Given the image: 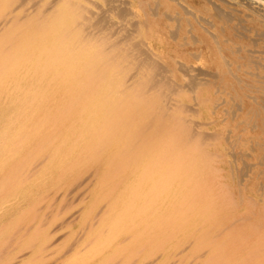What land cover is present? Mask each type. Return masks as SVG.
I'll return each instance as SVG.
<instances>
[{
    "label": "bare ground",
    "instance_id": "bare-ground-1",
    "mask_svg": "<svg viewBox=\"0 0 264 264\" xmlns=\"http://www.w3.org/2000/svg\"><path fill=\"white\" fill-rule=\"evenodd\" d=\"M171 1L175 4V9L174 7L171 9H174L173 12L175 14H179H177V18L174 16L175 20H178V26H174L175 28L173 29L161 25L158 27L157 22H153L154 26H152V24L148 23L147 18L146 21L143 20L144 17L142 19H139V17H137L138 19L133 18L136 16H131L132 13L130 11L132 10L130 8L132 6L130 7L128 0H0V264H29L32 261L30 259L34 257L36 260H40H34L36 262L31 264H45L43 263L45 258H40V256H44V251L49 252L50 249L53 251V248L60 247L57 242H60V237L65 234L60 236V239L54 238L55 234L57 232L65 233L63 228H67L78 218L77 213H73L67 219H64V216L61 224L53 228L50 226V222L53 224L60 218V216L57 217L53 222L54 218L52 217V221L49 222L51 216L54 215H51L50 211L53 207L56 208L54 206L56 202L52 203L53 199L50 198L52 199L51 203L48 201L47 203L49 204H41L40 202L37 205L36 203L34 204L35 200L37 202V197L34 198L35 200L32 203L31 198L34 197L36 192V182L39 180L37 174H39L40 170L42 172L43 167H46L47 161L49 162H47V171L50 169L55 170L59 168L57 165L76 154L78 155L76 158L80 161H77V163H80L81 166L83 165L82 167L86 166V168L89 165L92 169L84 178L77 175L75 179L81 178L78 182L73 180V182H70V179H66L69 183L66 182L65 187H62L63 191L59 192L60 195L57 192L60 191L61 185L60 187L58 185L59 190H54L58 197L55 198L54 194V198L56 200L60 198L59 201H61L65 196L71 195L70 193L73 190L77 188L79 190L80 187L86 188L90 183H93L91 176L98 174V187L101 190L98 193L99 196L108 197L106 199H108L109 205L110 202L118 204V206L115 205L117 206L116 215L110 219L108 218V222L116 219V223H126V216L132 217L135 200L140 198V195H143L140 198L143 200L140 202L145 204L139 208L140 205L137 202L139 210L136 215H139V221L143 222V224L145 223L144 228H147L149 226L145 217L147 219L150 217L152 222L149 221L151 226L148 229L154 232L158 224L157 217L159 216L160 222L162 224L165 223L163 229L164 231L166 230L165 236H167L166 239L160 236L161 239L157 245L154 239L150 238L156 246L153 247L154 250L152 249L150 259L146 258L147 261L145 263L142 260L144 264H157L160 261L159 252L163 250L164 246L169 245L172 247L171 242L173 239L171 240V238L176 237V234H180L182 237H177L179 241L175 242L176 244L173 243L174 246L171 252L173 251L172 254L175 259L172 262L170 261L171 263L169 264H211L212 261L209 262L205 256L206 253H209L210 250L227 248L232 245L233 240L228 239V233L234 229H239V227L249 228L250 232L247 234L249 238L252 237L250 246L245 249L246 255L242 261L247 264H264V212L258 208L252 210L257 199L254 201L252 198L251 200L254 202L249 203L251 207V211L249 209L251 212L250 216L242 213L244 215H239L232 223L213 222L203 230L199 228V223L196 226H191V223L196 220H193V218L200 215L191 211L194 206L199 207L202 214H207L206 212L212 209L209 205L216 203V199L227 209L234 208V205L239 201L233 199L232 195L229 194L230 192L226 191L224 182H213L216 179L223 178L222 174H220L223 168L213 164V166L209 164V169H207V176L212 181L210 185L208 184V188L203 186L204 182L199 184L200 187L197 186L198 183L191 187L192 178L195 175H188L186 171L189 166L193 167L192 164H201L205 157L208 159L212 152H208L205 147L210 144V140L213 137H210L209 134L208 136L200 129V126L206 122H199L200 120L196 121L197 119H193V116L197 114V110L193 105L198 103L196 98L192 97L193 94L191 97L195 101L191 105L185 104L178 97L186 83V86L189 87L187 89H191V92L203 85L207 86L208 89L214 88L215 97L213 98L212 107L218 108L221 106V110H224L229 116L228 124L232 123L236 131H242L246 128L249 130L244 135L228 130L227 133L225 132L224 141L232 149L236 147L238 141L248 142L250 144L248 147L256 152L257 161L263 165L264 169V0H222L225 4L230 2L236 4L235 7H229L228 5L230 10L223 9L224 6L222 8L217 3H213L212 0H201L202 2L206 1L207 4L203 3L199 7H195L190 0ZM138 3H141V1ZM153 3L157 5V1ZM165 3L168 4L165 5L169 9V3ZM208 4H211V7ZM238 13L241 15H238ZM162 15L169 18L167 11L160 14V16ZM204 15L209 16L211 20ZM210 26H214L216 30H213L216 32L211 31V28L209 29ZM163 34L167 35L166 41L168 40L167 44L169 46L172 48L177 47L173 48V53L167 58L175 61L179 60L178 70L188 76L186 83L182 81L184 84L181 83V80H175V73L174 75L172 74L173 76H171V73L167 74L166 71L169 72L171 71L170 69L164 68L159 61V63L153 61H162V58L165 57L153 48V45H156L158 41L162 42L165 39V37L164 39L161 37ZM173 44L174 46H172ZM185 44L189 45L188 48L181 50V47ZM180 60H217V71L214 70V72L209 73L207 70L208 73H203L200 67L198 68ZM174 63L176 62L173 61ZM208 67L211 66L208 65ZM196 71L203 76L197 77ZM176 72L178 71L176 70ZM204 75L208 77H204ZM20 80H22V83H20ZM9 89L14 91L12 96L9 94ZM68 89H71V91L68 92ZM49 97L53 98L49 100L51 103L47 102L49 103V108L50 105H53L52 108L48 111L45 110L47 112L45 117L40 120L37 118L38 121H43L44 119L50 122V124L48 122L49 126L48 124L44 126V128L48 126L45 129L47 131H43L39 125L37 127L33 126L34 124L32 129L29 128V124L28 129L17 128L19 121L30 120L32 114L36 115L41 110L40 108L37 109V106L42 107L47 104L45 101ZM224 104L227 106L224 107ZM214 120L210 121L214 122ZM245 153L243 152V157L245 155L248 157V154ZM72 159L69 161L74 166L75 163L73 164V162H75V159ZM220 161L218 160L217 162ZM65 165L67 164L65 163ZM77 165H75L76 168L80 167V165L78 167ZM69 167L70 165H67L66 168ZM77 170L79 171V169ZM244 170H246V167ZM240 172L239 174L243 173L246 175L244 171ZM65 174L64 176H67ZM46 176L44 175L43 177L42 175L41 179H47ZM247 176L250 177L249 175ZM59 177H56L57 181ZM199 178L205 180L203 177ZM236 178L240 180V178ZM57 181L55 180L56 183L60 182ZM41 182L44 181L42 180ZM50 182L49 185L52 183ZM63 183L65 182H61V184ZM259 183L261 184L259 188L261 186L263 188L261 189L262 192L259 190L261 193L258 192L260 194L258 200L262 201L264 198L261 196L264 195V182ZM42 184L39 183V185ZM52 186L54 187V184ZM86 189L88 190V188ZM50 192L52 191L50 190ZM126 192L129 193V196L126 195ZM86 194L84 195L86 196ZM136 194L139 195L136 196ZM45 196L47 198V195ZM95 196V199L99 197ZM133 197H136L133 205H126V198L127 200H132ZM203 198L207 204L202 201ZM72 199H74L73 196ZM239 200H241V196ZM98 201L100 200L98 199ZM88 202L90 201L88 200ZM108 203H105L104 206H108ZM56 204L59 205V203ZM63 204L61 203L60 205ZM91 207L93 208V205ZM86 208L84 211L87 210ZM63 209L65 210V206ZM147 210H149L148 213ZM163 210H166V212L161 213ZM221 210L216 211L219 213ZM56 211L53 210L52 212ZM67 211L68 209H66ZM82 213L83 211H81V216L79 215V217L82 218L83 216L82 220H84ZM87 213L86 215H88ZM108 213L110 211L102 205V207L97 209L96 214L94 213V216H92V221L89 220L88 224L86 221L82 229L90 232L96 222L100 223L98 220L102 219V217H108ZM63 214L66 215L65 211ZM48 215H50V219ZM89 217L88 219H90ZM104 219L101 221L103 222ZM82 220L80 221L82 222L81 224H83ZM130 220L133 222L132 219ZM106 221L104 222L107 224ZM105 223L103 224L104 226ZM110 223H108L109 227L107 226L108 224L106 225L107 228L103 227L107 230L110 229L108 230L109 232L113 231L112 233H115L117 231H114L116 227L112 223L115 227L113 228ZM81 224L79 223V225ZM122 224L121 231L124 229ZM79 225L77 224V227ZM96 225H98V233L95 234L97 235L95 238L98 237L100 232L104 233V229L100 231L102 226ZM134 225L136 227V223ZM128 226L130 227L129 224ZM50 227L52 228L50 229ZM96 227L93 230H96ZM124 227L127 226L125 225ZM160 227L162 228V226ZM111 229L114 230L111 231ZM119 230L117 233H120ZM70 231L72 232V230ZM108 231L106 236L110 235ZM124 231L126 234V230ZM94 233L92 232L91 235ZM129 233L131 234V232ZM135 234H131L132 237ZM71 235L73 236L74 234ZM100 235L102 236V234ZM239 235L242 236L243 233ZM101 236H99V240ZM104 236L102 237L106 238ZM111 236L114 235L111 234ZM111 236L106 241L103 239L104 241L101 240L102 242H100L108 243L107 240L112 242ZM157 236L159 239V234ZM85 237L86 235L84 239H86ZM242 238L244 239V236ZM92 239L94 242L98 240H94L93 236L91 241ZM144 239L145 241L142 242H148L146 238ZM158 239L156 237L155 240ZM133 240H131L132 242L130 239L128 241L133 243ZM170 240L171 242H169ZM91 241L88 243L90 249L91 243L96 244ZM125 241L123 240V242ZM81 242L78 245H81ZM86 242L83 245H86L85 247L89 249V245ZM118 244L120 245L121 242ZM118 244L117 246H119ZM124 244L120 246L122 247ZM106 245H104L105 248L109 244ZM195 245H201V251L196 250L197 252L194 253L192 258L190 259L188 256L189 260H187L188 258L186 259L185 257ZM63 246L65 245L63 244ZM97 246H95V249ZM135 246L137 245L134 244L133 248ZM133 248H131V251L134 252ZM73 249L70 251H73ZM99 249H101V246ZM113 249L116 251L118 248L115 247ZM113 249L110 252H106L111 254L114 251ZM147 249L149 250V247ZM83 250L81 248V251L85 253L86 251ZM167 250H169V247ZM126 251L128 250L126 249ZM66 252L68 251L66 250ZM71 253L70 256H72ZM84 253L80 254V258L89 257L87 255H90V253ZM95 253L98 256V251ZM95 253L93 254L94 256ZM122 253L120 252L121 255ZM144 253L147 252L143 251ZM143 254H140V257ZM147 254L146 256L149 255ZM58 255L62 256L63 254ZM48 256L46 258H49ZM55 256L53 259L57 258ZM94 256L89 258H94ZM113 256H111V259ZM124 257L121 258L122 261ZM71 258L73 260L76 256ZM87 258H84L86 262L89 260ZM128 258L130 257L128 256ZM64 259L67 260L68 257ZM77 259L76 261L78 262ZM141 259L139 264H142L140 262ZM48 261L46 260V262ZM99 261L103 262V259ZM131 261L133 260L130 259L129 264H132ZM226 261L224 260L225 263L222 264H226ZM70 262L72 261L70 260ZM80 262L79 264H81ZM166 262L163 263L166 264ZM124 263L121 262L120 264ZM56 264H64V262L60 260ZM96 264H99V262Z\"/></svg>",
    "mask_w": 264,
    "mask_h": 264
},
{
    "label": "rangeland",
    "instance_id": "rangeland-1",
    "mask_svg": "<svg viewBox=\"0 0 264 264\" xmlns=\"http://www.w3.org/2000/svg\"><path fill=\"white\" fill-rule=\"evenodd\" d=\"M127 1V0H126ZM141 1V3H138V2H140ZM154 1H157V5H155L153 2ZM160 1V2H159ZM220 3H219V2ZM128 2L130 3V10H132V11H130L132 14H131V16L133 17V16H136V17H133V18H135V19H138L137 17H139V19H142L143 17V20H147L148 19V23H150V24H152V26H154L153 25V22H157L158 23V27L161 25V26H166V28H175L176 27V25L178 26V20L176 19L175 20V18H177V16L179 15L178 13V15L177 14H175L174 12H173V10L175 9V4H174V2L173 1H171V0H132V2H131V0H128ZM135 2V3H134ZM138 4H137V3ZM144 2V3H143ZM146 2V3H145ZM165 2H168L169 3V6H170V8L168 9L167 7H166V5L165 4H167V3H165ZM190 2H192V4L193 5H195V7H199V5L200 6H202V4L204 3V4H207V2L205 1V2H202L201 0H190ZM212 2L213 3H217L218 5H220L222 8H223V6H224V8L223 9H227V10H230L229 8H228V5H229V7H235L236 6V4H234V3H227V4H225V3H223V1L222 0H212ZM137 4V5H136ZM147 4H148V6H147ZM153 4H154V6H153ZM231 4V5H230ZM140 7H139V6ZM168 5V4H167ZM197 5V6H196ZM209 5V4H208ZM135 7V8H134ZM153 7H156V8H153ZM172 7H174V9H171ZM209 7H211V4L209 5ZM149 8H152V9H155L154 11H152L151 9H149ZM138 9V11H136ZM145 9V10H144ZM164 9V10H163ZM177 9V8H176ZM140 10H142L143 11V15H142V11H140ZM147 10V11H146ZM151 10V11H150ZM162 10V11H161ZM146 11V12H145ZM164 11H167V13L169 14V18H167V17H165V16H160V14L161 13H163ZM138 12V13H137ZM153 14H152V13ZM174 13V14H173ZM172 14H173V16H172ZM139 15V16H138ZM238 15H241V14H239L238 13ZM141 16V17H140ZM153 16V17H152ZM160 16V17H159ZM174 16H176L175 18H174ZM205 17L207 16V15H204ZM147 18V19H146ZM207 18L208 19H210L211 20V18L209 17V16H207ZM166 19H167V21H166ZM177 21V22H176ZM235 21V20H234ZM163 23V24H162ZM174 23H176V24H174ZM183 23V22H182ZM181 23V24H182ZM183 25V24H182ZM175 26V27H174ZM182 27V26H181ZM211 28V29H210ZM209 29L211 30V31H214V30H216V28L214 27V26H210L209 27ZM214 29V30H213ZM144 31H146V30H144ZM214 32H216V31H214ZM181 35H183V34H181ZM163 39H164V37H165V39L162 41V42H159L158 41V43H156V45H153V48H154V50H157L158 51V53H162L161 55L164 57V58H162L163 60L161 61V60H153V61H156V62H160L162 65H163V67L164 68H168V69H170L171 71H166L167 72V74L169 75L170 73H171V76H173L174 75V73H175V75H174V78H175V80H181V83H183V82H187L186 81V78H188V76L186 75L185 76V74H183L182 72H180L179 70H178V66L177 65H179L178 63H179V60H170V59H168L167 58V56H170V54H172L173 53V48H177L176 46L175 47H171V46H169L168 44H167V41H166V39H167V35L166 34H163L162 36H161ZM172 43V42H171ZM159 44V45H158ZM163 45H165V46H163ZM154 46H156V47H154ZM160 46V47H159ZM172 46H174V44L172 45ZM188 46L189 45H187V44H185V45H183L182 47H181V50H186L187 48H188ZM170 47V48H169ZM161 48V49H160ZM166 49V50H165ZM169 49H170V51H169ZM160 51V52H159ZM165 53V54H164ZM167 54V55H166ZM165 58H167L166 60H165ZM165 60V61H164ZM173 61L174 62H176V63H174L173 64ZM180 61H183V62H187L188 64H190V65H193V66H196V67H200V70H202V72L203 73H205V72H207V70H208V72L209 73H212V72H214V70H216L217 71V66H216V61L217 60H180ZM158 62V63H159ZM165 62V63H164ZM172 63V64H170V63ZM198 62V63H197ZM201 63V64H200ZM168 64V65H167ZM172 65V66H171ZM207 65V66H206ZM208 65L209 66H211V67H208ZM166 66H169V67H166ZM206 66V67H205ZM176 68V69H175ZM208 68V69H207ZM22 69V68H21ZM174 69V70H173ZM213 69V70H212ZM176 70L178 71V72H176ZM197 72V71H196ZM196 72H195V74H196ZM207 72V73H208ZM176 73H178L177 75H176ZM173 74V75H172ZM182 74V75H181ZM194 74V73H193ZM197 77H202L203 75L202 74H199L198 72H197ZM204 77H208V76H205L204 75ZM183 78V79H182ZM184 79H185V81H184ZM22 80H23V78H22ZM22 80H20V83H22ZM34 80H35V78H34ZM26 81V80H25ZM183 81V82H182ZM27 82V81H26ZM69 83H71V82H69ZM184 84V83H183ZM187 84V83H186ZM186 84L183 86V88H182V91L180 92V94H179V98L181 99V101L182 102H184L185 104H187V105H191V104H193L194 103V101H195V99H193V98H196V101L198 102V103H196V104H194L193 106H195V108H196V110H197V114L196 115H194L193 116V119L194 120H196V121H199V122H206L204 125H201L200 126V129L201 130H203L207 135L209 134L210 135V137L212 136L213 138L210 140V146L208 145V146H206L205 147V149L208 151V152H212L211 153V155L208 157V159L205 157L204 159H203V161H201L202 163L201 164H192V166L193 167H191V166H189L188 167V170L186 171V172H188V175L189 174H194L195 176L192 178V182H191V187H193L196 183H198L197 184V186L198 187H200L199 186V184L201 183V182H204L205 184L203 185V186H205V187H207L208 188V184L210 185V182H212L211 181V179L210 178H208V176H207V169H209V164L210 165H214V166H219V167H222L223 168V170L221 171V173L220 174H222V176H223V178H220V179H216V180H214L213 182L214 183H218V182H221L222 181V183L224 182L225 184H226V191H229L230 193V195H232V197H233V199H237L239 202H237V204L236 205H234L235 207L234 208H225L223 205H222V203L221 202H219V200L218 199H216V203L218 202V204L216 205V203H214V204H211V205H209V206H211L212 207V209L210 210V211H208V212H206L207 214H202L201 213V209L199 208V207H193V208H191V211L193 212V213H195V214H197V213H199L200 215H198V216H195V218H193V220L194 219H196V220H192L193 222L191 223V226H196L198 223H199V228L201 229L202 228V230L203 229H205L206 227H208V225H210V223H213V222H219V221H221V222H226V223H232V222H234V219L236 218V217H238L239 215H251V207H250V202H254L255 201V199H257L255 202L257 203H255V207L254 208H252V210L254 209V210H256L257 208L258 209H261L263 212H264V195H261L262 196V198H263V200L261 201V200H258V198H260V194H258V192L259 193H261L262 191H261V189L263 188L262 186H261V188H259L260 187V183L259 182H264V169H263V165H261V164H259L258 163V157H257V155H256V152L255 151H253V150H250V148L248 147V145H250L248 142H244V141H238V143L236 144V147L234 148V149H232V148H230V147H228V145L226 144V142L224 141L225 139H224V136L226 135V133H227V131L228 130H230V131H235L236 133H239V134H241V135H244V134H246L247 132H249V130H248V128H246L245 130H242V131H240V130H238V131H236L235 130V128L233 127V124L232 123H230V125L228 124V121H229V116H227L228 114L227 113H225L224 112V110H221L222 109V107L221 106H219L218 108H213L212 107V102H213V98L215 97V94L213 93L214 91H213V89L214 88H207V86H201L199 89H196V90H192L193 92H191V89H187V87L188 86H186ZM59 86H60V84H59ZM11 88V87H10ZM189 88V87H188ZM185 89V90H184ZM188 91H187V90ZM13 90V89H12ZM71 91V89H68V92H70ZM212 91V92H211ZM13 92L14 91H10V89H9V94H11V96H12V94H13ZM201 93V94H200ZM213 93V94H212ZM193 94V95H192ZM200 94V95H199ZM191 95H192V97H191ZM196 95V96H195ZM10 97V96H9ZM206 97V98H205ZM44 98H45V96H44ZM52 97H49L46 101H45V103H47V102H50L51 103V101H49L50 99H51ZM53 98H54V96H53ZM52 98V99H53ZM55 99H57V97H55ZM192 102V103H191ZM202 103V104H201ZM49 103H47V104H45V105H43L42 107H39V106H37V109H41V110H39V111H41L42 112V114H41V112H39L38 111V113L36 114V115H31V118H30V120H27V121H23V120H21V121H19L18 122V124H17V128H20V127H22V128H26V129H28L27 127H29V125H30V129H32L33 128V126H35V127H37L38 125H39V127L41 126V129L44 131L45 129H47L48 128V126H49V124H50V122L49 121H45L44 119H43V121H38V119L40 120V119H42V117H45L46 115L45 114H47V112H45V110L46 111H48L50 108H52V106L50 105V108H49V105H48ZM225 105V104H224ZM227 105H225L224 107H226ZM204 113H203V112ZM213 111V112H212ZM202 112V113H201ZM41 114V116H40V114ZM38 114H39V116H38ZM221 114V115H220ZM221 117H220V116ZM203 116V117H202ZM225 116V117H224ZM212 117V118H211ZM223 117V118H222ZM23 118V117H22ZM35 118V119H34ZM38 118V119H37ZM217 118V119H216ZM213 119H215L214 120V122H212V121H210V120H213ZM221 120V121H220ZM35 121V122H34ZM37 121V122H36ZM210 123H209V122ZM30 122V123H29ZM48 122H49V124H48ZM24 123H26V124H24ZM36 123V124H35ZM29 124V125H28ZM34 124V125H33ZM48 124V126H46V128H44V126L45 125H47ZM33 125V126H32ZM43 125V126H42ZM19 126V127H18ZM26 126V127H25ZM44 129H43V128ZM225 128H226V130H225ZM212 130V131H211ZM45 131H47V130H45ZM208 131V132H207ZM226 132V133H225ZM208 135V136H209ZM214 135V136H213ZM222 135H223V137H222ZM57 141V140H56ZM224 144V145H223ZM228 148H227V147ZM223 147V148H222ZM212 148V149H211ZM239 148V149H238ZM209 149V150H208ZM233 150V151H230V150ZM228 150V151H227ZM242 150H243V152L245 153V151H247L245 154H248L247 156L248 157H246V155H245V157H243L244 156V154H243V152H242ZM227 151V152H226ZM252 151V152H251ZM215 152H216V154H215ZM229 152V153H228ZM240 152V153H239ZM218 153V154H217ZM219 153H220V155H219ZM229 154V155H228ZM233 154V155H232ZM251 154V155H250ZM78 155L76 154V155H74L73 157H70V158H68V160H66V161H64V162H62L61 164H59V165H57V167H59V168H56L55 170H48V171H50L49 173H48V171H47V166H48V163L46 162V167H43L42 168V172H41V170H40V172H39V174H37V176L39 177V180H43L44 182H41V181H39L38 179V181L36 182V185H37V188H35L36 189V192H35V194H34V197H32L31 198V203H32V201L33 200H35L34 198H36L37 197V202H36V200H35V202H34V204L36 203L37 205L41 202V204H49V203H51V201H52V199H53V201H52V203H59V205H57L56 203H55V207L56 208H54L53 207V209L50 211L51 212V215L52 214H54V215H52L51 216V219H50V215H48L49 216V222L50 221H52V219L54 218V220H53V222L55 221V219L57 218V217H59L60 216V218H58V220L57 221H55L53 224H52V222H50L51 223V225L50 226H52L53 228L54 227H56V225L58 226V224H61V222L64 220V219H67V218H69L73 213H77V215H78V218L76 219V220H74V222H72L71 223V225H69L67 228L65 227V229L63 228V230L65 231V233H61V232H57V234H55V237L54 238H58V239H60V242H57V243H59L58 244V246L60 245V247H55V248H53V251L50 249L49 250V256H48V253L46 252V251H44L45 253H43V255L44 256H40V258L41 257H43V258H45V259H43V258H41V259H43V263H49V264H56V262H60V260L62 261V262H64V264H72V263H74V264H79V262H80V259H81V264H84V262H86V258L87 257H81L80 258V254H82V253H84V252H82L81 251V248H82V250L83 249H85V250H83V251H86V252H88V253H90V255L88 254V253H84V254H88L87 256H89V257H93L94 255V253L96 252V251H98V256H97V254L95 253V256H94V258L96 259V261H95V259L94 258H87V259H89L90 260V262H89V260H87V262L85 263V264H87L88 262H89V264H91V262H92V264H93V261H94V264H96V263H98L99 262V264H112L113 262H115V263H113V264H120L121 262L122 263H124V264H129V261H130V259H132L133 261H131L132 262V264H137V262H138V264H139V260L141 259V258H143V256H145V258H143V259H141V261L140 262H142V260H143V262L145 263L146 261H147V259L149 260L150 258V256H151V254H152V251L154 250L153 249V247H155L156 245H157V243H158V241H160V236L162 237H165V239H166V237L167 236H165L166 235V233H165V231H164V227H165V223L164 224H162V222H160V218H159V216L157 217L158 218V224H157V227H156V230H154V232H151L150 231V229H148V228H150V226H151V224H150V222L149 221H151V218L150 217H148V219H147V217H145L146 219L145 220H147L148 221V226L149 227H147V228H144V226H145V223L143 224V222H141V221H139L140 220V217H139V215L137 216L136 215V212L138 213V210H139V208L143 205V204H145V203H141L140 201L141 200H143V199H140V198H142V196L143 195H140L139 197L140 198H137L136 200H135V198L136 197H133V199L131 200V199H129V200H127V198H126V205H129L130 204V206L131 205H133V202H134V200H135V202H134V206H133V212H132V217H130V216H126V223L125 222H118V223H123L122 224V226H123V230L121 231V229L120 228H122L121 227V224H118V223H116L115 222V220L114 221H112V220H110V222H108L109 220H108V218L110 219V218H112V216H115L116 215V213L117 212H115L116 211V207L118 206V204H113V202L111 203L110 202V205H109V201H108V199H106V198H108V197H100L99 196V192H101V190H99L100 188L98 187L99 186V175L97 174L96 176H91V178H93V183H90L88 186H86V188H88V190L85 188H82V187H80L79 188V190H78V188L77 189H75V190H73L70 194L71 195H68V196H65L64 197V199L62 198V200L61 201H59L60 200V198H59V200L57 199H55L56 197H58V194L56 195V192L55 191H57V189L60 187V185H61V189H60V191H58L57 193H61L62 191H63V189H62V187H65V185H66V182H67V180H69L70 179V182H78L81 178H84L85 177V175L86 174H88V172H90V170L92 169L91 167H89V165H88V167L86 168V166L85 167H82L81 165H80V163H77V161H79V159L78 158H76ZM234 156V157H233ZM238 156V157H237ZM251 156V157H250ZM214 157H215V159H214ZM242 157V159H240ZM72 158H76L75 159V162H73V164H74V166L72 165V162H70L69 160H71ZM256 158V159H255ZM207 159V160H206ZM244 159V160H243ZM206 160V161H205ZM210 160H213V161H210ZM218 160H221L220 162H217ZM243 160V161H242ZM68 161V162H67ZM72 161H74L73 159H72ZM229 161V162H228ZM244 161H246V163H244ZM253 161H254V164H253ZM80 162V161H79ZM215 162V163H214ZM65 163L69 166L70 165V170H73V171H70L69 170V168H66L67 167V165H65ZM68 163H70V164H68ZM240 163H242V164H240ZM245 165H244V164ZM78 164V165H77ZM231 164V165H230ZM62 165H64V167L66 168V170H64L65 168L64 167H62ZM75 165H77V167L80 165V167H78V168H76V166ZM212 165V166H213ZM251 165V167H249ZM73 166V167H72ZM198 166V167H197ZM208 166V167H207ZM235 166V167H234ZM71 167H72V169H71ZM76 169H75V168ZM202 167V168H201ZM230 169H229V168ZM246 167V170H244V168ZM60 168H62V169H60ZM83 168H85V169H83ZM196 168V169H195ZM227 168V169H226ZM242 168V169H241ZM77 169H79V171L77 170ZM83 169V170H82ZM89 169V170H88ZM193 169V170H192ZM229 169V170H228ZM249 169V170H248ZM57 170H60V171H57ZM64 172H63V171ZM69 170V171H68ZM75 170H77V172H75ZM80 170H82V171H80ZM191 170V171H190ZM197 170V171H196ZM237 170V171H236ZM238 170H240V171H244L245 172V174L246 175H244L243 173V175L242 174H239V173H241L240 171H238ZM260 170V171H259ZM66 171V172H65ZM255 171V172H254ZM53 172V173H52ZM62 172H63V174H62ZM74 172V173H73ZM86 172V173H85ZM199 172V173H198ZM236 172V173H235ZM251 172V173H250ZM254 172V173H253ZM257 172V173H256ZM259 172H260V174H259ZM44 173V174H43ZM46 173V174H45ZM48 173V174H47ZM51 173V174H50ZM56 173H59V174H56ZM65 173H67V174H65ZM229 173V174H228ZM234 173V174H233ZM248 173V174H247ZM53 174V175H52ZM56 174V175H55ZM64 174L65 175H67V176H64ZM72 176H71V175ZM199 174V175H198ZM236 174V175H235ZM256 174V175H255ZM258 174V175H257ZM42 175H43V177H44V175L46 176V178L47 179H44V178H42L41 179V177H42ZM55 175V176H54ZM77 175L79 176L80 175V177H78V179H75L76 177H77ZM226 175V176H225ZM233 176V177H231V176ZM239 175V176H238ZM241 175H242V177H241ZM247 175H249L250 177H248ZM49 176V177H48ZM54 176V177H53ZM61 178H60V177ZM63 176H64V178H63ZM225 176V177H224ZM257 176V177H256ZM263 176V177H262ZM37 177V178H38ZM53 177V178H52ZM59 177V179H58V181H60L59 183H56L55 182V180L57 181V178ZM66 177V178H65ZM71 177V178H70ZM199 177H203V178H205V180L204 179H202V178H199ZM229 177H230V179H229ZM236 177H238V178H240V180H242L241 182H240V180L239 179H237ZM49 178H52V179H49ZM62 178H63V180H62ZM246 178V179H245ZM259 178H261V179H259ZM49 179V180H48ZM67 179V180H66ZM96 179H97V181H96ZM254 179V180H253ZM259 181H258V180ZM47 180V181H46ZM53 180V181H52ZM73 180V181H72ZM76 180V181H75ZM237 180H238V182H240V183H238L237 182ZM49 181H51L50 183V185H51V187H50V185H49ZM57 181V182H58ZM96 181V182H95ZM218 181V182H217ZM233 181V182H232ZM48 182V184H46ZM61 182H65V183H63V184H61ZM95 182V183H94ZM236 182V183H235ZM39 183L41 184V183H43L42 185H39ZM44 183H45V186H44ZM67 183H69V181L67 182ZM259 183V184H258ZM54 184V187L52 186ZM98 184V185H97ZM49 186L50 188H52V189H50L49 187H47V186ZM58 185H59V187H58ZM212 185H214L213 183H212ZM39 186V187H38ZM83 186V185H82ZM94 186H97V187H94ZM243 188H242V187ZM47 187V188H46ZM214 187H215V185H214ZM239 187V188H238ZM43 188H46V189H48L46 192H45V190L46 189H43ZM96 188V189H95ZM33 189H34V187H33ZM34 189V190H35ZM52 191V192H50V190ZM56 189V190H55ZM93 189H94V191H93ZM40 190V191H39ZM55 190V191H54ZM59 190V189H58ZM62 190V191H61ZM241 190V191H240ZM261 192H260V191ZM86 191V192H85ZM251 191H253V192H251ZM34 192V191H33ZM78 193V194H76V193ZM80 192H81V194H80ZM103 192V191H102ZM239 192H241V193H239ZM38 193H40L39 195H38ZM47 195V198L49 199H47V198H45L46 196L44 195ZM48 193H49V195H48ZM60 193H59V195H60ZM88 195H87V194ZM93 194V198H92V194ZM215 193V192H214ZM37 194V195H36ZM43 196H42V195ZM55 194V195H54ZM74 194V195H73ZM84 194H86V196L84 195ZM91 194V195H90ZM101 194V193H100ZM164 194V193H163ZM258 194V195H257ZM55 196V198H54V196ZM95 195H97V196H99L98 198H96L95 199ZM126 195H128L129 196V193H127L126 192ZM132 195H134V194H132ZM139 194H136V196H138ZM165 195V194H164ZM236 195V196H235ZM239 195V196H238ZM247 195V196H246ZM250 195V196H249ZM252 195H254V196H252ZM33 196V195H32ZM53 196V197H52ZM72 196H73V198L75 199H72ZM75 196V197H74ZM84 196H85V198H84ZM91 196V197H90ZM128 196H126V197H128ZM241 196V200H239V197ZM82 197H83V199H82ZM87 197V198H86ZM90 197V198H89ZM44 200H43V199ZM50 198H52V199H50ZM70 198H71V200H70ZM79 198V199H78ZM253 198V199H252ZM82 199V200H81ZM92 199V200H91ZM98 199L100 200V201H98ZM102 199V200H101ZM248 199V200H247ZM254 200V201H252V200ZM55 200V201H54ZM88 200L92 203H90V202H88ZM104 200V201H103ZM218 200V201H217ZM236 200V201H237ZM243 200V201H242ZM23 201V200H22ZM22 201H20V202H22ZM43 201V202H42ZM49 201V203H47ZM59 201V202H58ZM65 201V202H64ZM80 201V202H79ZM83 201V202H82ZM86 201V202H85ZM93 201H95L94 202V204H93ZM106 201V202H105ZM108 201V202H107ZM131 201V202H130ZM205 204H207V202L204 200V198H203V200H202ZM247 201H249V202H247ZM258 201H260V202H258ZM24 202H26V201H24ZM63 204V202H64V204L63 205H60L61 203ZM66 202H67V204H66ZM74 202V203H73ZM137 202H138V204L140 205H138L137 204ZM142 202H144V201H142ZM243 202V203H242ZM71 203V204H70ZM86 203H88V204H86ZM97 203V204H96ZM104 203V204H103ZM105 203L107 204L108 203V206L106 205V206H104L105 205ZM141 203V204H140ZM209 203H210V200H209ZM219 203H221L220 205H219ZM70 204V205H69ZM137 204V205H136ZM247 204H248V206H247ZM80 205H81V207H80ZM90 205V206H89ZM93 205V208L91 207ZM94 205H96V206H94ZM102 205H103V207H107V209L110 211V213H108V217H102V219H100V220H98V221H100V223H98V222H96V224H99L100 226H102V228L100 227V231L102 230V229H104L103 230V232L104 233H102V232H100L99 233V235H98V237H96L95 238V236H97V235H95L96 233H98V225H96L95 224V226L94 227H96V230H93V228L90 230V232L89 231H87V230H84V229H82V227L86 224V221H87V224L90 222V221H92L91 219L93 218L92 216H94V213L96 214V211H97V209H99L100 207H102ZM115 205H117V206H115ZM241 205V206H240ZM257 205V206H256ZM53 206V205H52ZM60 206H62V207H60ZM64 206H65V210L63 209L64 208ZM72 206V207H71ZM77 208H76V207ZM89 206V207H88ZM136 206V207H135ZM139 206V208H137ZM240 206V207H239ZM87 207V208H86ZM113 209H112V208ZM135 207V208H134ZM243 207V208H242ZM247 207V208H246ZM58 208V209H57ZM60 208V209H59ZM73 208V209H72ZM87 209V210H85V211H87V212H89V213H87V212H85L84 211V209ZM90 208V209H89ZM215 208V209H214ZM239 208V209H238ZM263 208V209H262ZM57 211H56V210ZM63 209V211H61ZM66 209H68V211L66 212ZM75 209H76V211H75ZM83 209V210H82ZM93 209V210H92ZM221 210V211H219V213H218V211H216V210ZM238 209V210H237ZM241 209V210H240ZM249 209H250V211H249ZM56 211V212H52V211ZM59 210V211H58ZM72 210V211H71ZM114 211V212H112V211ZM197 210V211H196ZM65 211V214L66 215H62V213ZM75 211V212H74ZM81 211H83V213H82V215H84V220H82V218H83V216H82V218L81 217H79V215L81 216ZM92 211H94V212H92ZM141 211V210H140ZM69 212V213H68ZM142 212V211H141ZM149 212V210H147V213ZM163 212H166V210H163V211H161V213H163ZM56 213H59V214H56ZM71 213V214H70ZM86 213L90 216H88V215H86ZM223 213V215H221ZM242 213H244V214H242ZM68 214H70V215H68ZM142 214L144 215V213L142 212ZM219 214V215H218ZM86 215V216H85ZM135 215V217L133 218V216ZM65 216V217H64ZM200 216V217H199ZM221 216V217H220ZM232 216V217H231ZM234 216V217H233ZM53 217V218H52ZM63 217H64V219H63ZM88 217L90 218V219H88ZM194 217V216H193ZM233 218V219H231V218ZM103 218H105L104 219V221H106V219H107V224L108 223H110V225L113 227V228H117L118 227V229H116L115 228V230L114 229H111V231L112 230H114V231H116L115 233H112V232H109L108 230H110V229H106L107 228V226L109 227V224L107 225L104 221L102 222L101 220H103ZM204 218V219H203ZM83 221V224H81L82 222H80L81 220ZM87 219V220H86ZM130 219H132L133 220V222H131V220ZM198 219V220H197ZM202 219V220H201ZM61 220V221H60ZM90 220V221H89ZM139 222H138V221ZM144 220V221H145ZM78 221V222H77ZM230 221V222H229ZM56 222H58V223H56ZM60 222V223H59ZM115 222V223H114ZM128 222H130V223H128ZM137 222H138V224H137ZM152 222V221H151ZM194 222H195V224H194ZM56 223V224H55ZM79 223L81 224V225H79ZM102 223V224H101ZM105 223V226L103 225ZM115 225V227H114V225ZM133 223V224H132ZM136 223V227H134L135 224ZM77 224L79 225L78 227H77ZM128 224L130 225V227L128 226ZM162 224V225H161ZM246 224V223H245ZM107 225V226H106ZM117 225H119V226H117ZM127 226V227H124V226ZM204 225H205V227H204ZM106 227V228H104V227ZM142 226V227H141ZM160 226H162V228L160 227ZM52 227H50V229L52 228ZM160 227V228H159ZM247 227V226H246ZM80 228V229H79ZM129 228V229H128ZM132 228V229H131ZM158 228V229H157ZM68 229V230H67ZM72 230V232L70 231V230ZM120 229V230H119ZM127 229H128V231H127ZM144 229V230H143ZM148 229V230H147ZM161 231H160V230ZM249 229V228H248ZM247 228H245V227H239V229H234V230H232V232H229L228 233V239L229 240H233V244L232 245H230V246H228L227 248H221V249H216V250H210L209 251V253H206V258H208V260H209V262H211V264H219V262H220V264H222V263H225L224 262V260L226 261V260H228V261H226L227 263L226 264H247L246 262H243L242 260H243V257H245V255H246V247H249L250 246V244H251V241H252V237L251 238H249L248 237V232H250V230H248ZM67 230V231H66ZM74 230H76V231H74ZM80 230H82L81 232H80ZM118 230H119V232L121 233H117L118 232ZM124 230H126V234H125V231ZM141 230V231H140ZM143 230V231H142ZM59 231V230H58ZM61 231H62V229H61ZM70 231V232H69ZM78 231V233H76ZM89 233H87V232ZM97 231V232H96ZM107 231L109 232V234L110 235H108V236H106L108 233H107ZM132 231H134V233H132ZM138 231H139V233H138ZM145 231V232H144ZM157 231V232H156ZM159 231V232H158ZM235 231V232H234ZM68 232V233H67ZM74 232V233H73ZM92 232H95L94 234H92L91 235V233ZM129 232H131V234L133 235V234H135V233H137V234H135L133 237H132V235L130 236L128 233ZM150 234H149V233ZM66 233H67V235H68V237L71 235V234H74L73 236L71 235L69 238L67 237V235H66ZM69 233H70V235H69ZM81 235H80V234ZM86 233V234H85ZM107 233V234H106ZM117 233V234H116ZM145 233V234H144ZM152 233H154V234H152ZM163 234V235H161V234ZM240 233H243V235L242 236H244V239L242 238V236H240L239 234ZM63 234H65V235H63ZM79 234V235H78ZM86 235V239H84V236ZM100 234H102V236H106V238H103ZM111 234L112 235H114V236H111ZM127 235V236H129V237H127V236H125V235ZM143 234H144V236H143ZM147 234H148V236H147ZM152 234V235H151ZM159 234V239H158V235ZM58 235V236H57ZM63 235V236H62ZM78 235V236H77ZM88 235V236H87ZM90 235H91V237H90ZM121 235H123L122 237H121ZM156 235V236H155ZM60 236H62V237H60ZM64 236H66L65 238H64ZM92 236H93V238H94V240L95 239H98L99 240V236H101L100 238V240L98 241H96V242H94L93 241V239H92V241H91V238H92ZM104 236V237H105ZM109 236H111L110 238H111V240H113L112 242H109V240H107L108 241V243H101L102 241H106V239L109 237ZM147 236V237H146ZM151 236H153V237H151ZM60 237V238H59ZM78 237H79V239H78ZM87 237H89V238H87ZM115 237V238H114ZM118 237V238H117ZM132 237V238H131ZM143 239H142V238ZM156 237H157V239L158 240H155L156 239ZM181 238L182 236L180 235V234H176V237H172L171 238V240H172V242H171V240L169 241V242H171V246L172 247H170L169 245H167V246H164L163 247V250L162 251H160L159 253V256H160V258L161 257H163L164 255V257L163 258H159V262L157 263V264H160L161 262V264H165V263H163V262H166V264H169V263H171L172 262V260H174L175 259V257H173V254H172V252H171V250L173 249V246H174V244L173 243H175V242H178L179 241V239L178 238ZM237 237V238H236ZM79 240H77V239ZM109 238V239H110ZM122 238H123V240L125 241V238H126V241H128L129 239H130V241L131 240H133V239H135V240H133V243H131L130 241H128V242H126V244H124L125 242H123V240H122ZM142 239V240H140V239ZM144 238H146L147 240H148V245H147V243L146 242H142V241H145V239ZM154 239V242H156V245H155V243L153 242V240H151V239ZM176 238V239H175ZM236 238V239H235ZM68 239V240H67ZM84 239V240H83ZM104 239V240H103ZM139 239V240H138ZM152 241V243H151V241ZM240 241H239V240ZM63 240H65L64 242H63ZM70 240V241H69ZM86 240H89V241H91V242H94V243H96L95 245L93 244V243H91V249H90V245L88 244V243H90L89 241H87L86 242ZM102 240V241H101ZM117 242V244L118 243H120L121 242V244L120 245H122V244H124L123 246L125 247V249H123L124 247L122 246H120L119 244V246H120V249H119V246H117V244H116V242ZM139 242H142V243H139ZM59 241V240H58ZM68 241V242H67ZM80 241H82L81 242V245H78L79 243H80ZM101 241V242H100ZM119 241V242H118ZM73 242H75V243H73ZM85 242L87 243V245H89L88 247H89V249H87V247H85L86 245H83V244H85ZM137 244H136V243ZM69 243H70V245H69ZM99 243H100V246H101V249H102V252H101V249H99L100 248V246H99ZM128 243H130V244H128ZM144 243V244H143ZM152 245H151V244ZM63 244L65 245V246H63ZM76 244V245H75ZM108 246H107V245ZM114 244H115V246H114ZM134 244L135 245H137V246H135L134 248H133V246H134ZM139 244H140V246H139ZM146 244V246L144 247V245ZM151 246H150V245ZM173 244V245H172ZM176 244V243H175ZM74 245H75V247H74ZM96 245H98L97 247H96V249H95V246ZM104 245H106L107 247L105 248L104 247ZM112 245H113V247H112ZM84 246V247H83ZM127 246V247H126ZM144 247V248H142V247ZM197 246H198V248H197ZM195 245L194 246V248L192 249V251H190V252H188V254H187V257H185L186 259L188 258V256H189V258L191 259L192 258V256L194 255V253L195 252H197V251H201V245ZM80 248V249H77V248ZM105 249H104V248ZM109 247V248H108ZM118 248L116 251H115V249H113V248ZM130 247V248H129ZM147 247H149V250L147 249ZM165 247H169V250H167V248H165ZM203 247V246H202ZM74 248V249H73ZM95 250H94V249ZM114 250V251H112L111 252V254L109 253L112 249ZM131 248H133L135 251L133 252V251H131ZM141 248V249H140ZM63 249V250H62ZM73 249V251H70V250H72ZM107 249V250H106ZM126 249L128 250V251H126ZM132 249V250H133ZM138 249V251L136 252V250ZM145 249H147V250H145ZM153 249V250H152ZM165 249V250H164ZM241 249V250H240ZM66 250L68 251V252H66ZM76 250V251H75ZM78 250V251H77ZM80 250V251H79ZM88 250H90V251H88ZM94 250V251H93ZM123 250V251H122ZM139 250H141V251H139ZM167 250V251H166ZM197 250V251H196ZM50 251H51V253H50ZM94 253H93V252ZM106 251H109L108 253L106 252ZM118 251V253H116ZM143 251L144 252H147V253H144L143 254ZM150 253H149V252ZM60 252V253H59ZM64 252H66L65 254H64ZM71 252H73V253H76V254H73V253H71ZM105 254H104V253ZM120 252L122 253V255L120 254ZM128 252H130V254H128ZM136 252V253H135ZM165 252V253H164ZM166 252H168V253H166ZM169 252H170V254H169ZM47 253V255H45ZM56 253H58V254H63L62 256H60V255H56ZM70 253H71V255L72 256H70ZM100 253V254H99ZM107 253V254H106ZM114 253H116V254H114ZM133 253V254H132ZM154 253V252H153ZM68 254V255H67ZM101 254H103V255H101ZM126 254V255H125ZM127 254H128V256L130 257V258H128V256H127ZM132 254V255H131ZM140 254L142 255L143 254V256L142 257H140ZM146 254L148 255V256H146ZM192 254V255H191ZM57 256V258H56V256ZM74 255V256H73ZM78 255V256H77ZM100 255V256H99ZM106 257H105V256ZM108 255V256H107ZM112 255H114L113 256V258L111 259V256ZM121 255V256H120ZM125 257H124V256ZM132 256V258H131V256ZM135 255V256H134ZM137 255V256H136ZM172 257H171V256ZM51 257L52 259L54 258V256H55V258L57 259H49V258H46V257ZM70 256V257H69ZM76 256V258H78L77 260H78V262L76 261V258H74ZM82 256H84V255H82ZM86 256V255H85ZM97 256V257H96ZM127 256V257H126ZM135 258H134V257ZM167 256V257H166ZM191 256V257H190ZM209 256V257H208ZM34 257V256H33ZM66 257H68V259L66 260V259H64V258H66ZM71 257H73L74 259L73 260H75V261H73L72 260V258ZM102 257V258H101ZM110 257V259L112 260H110V259H108ZM115 257V258H114ZM118 257V258H117ZM120 257V258H119ZM124 257V260L122 261L121 260V258H123ZM140 257V258H139ZM59 258V259H58ZM83 258V259H82ZM105 258V259H104ZM134 258V259H133ZM147 258V259H146ZM189 258L187 259V260H189ZM103 259V262H101V261H99V260H102ZM108 259V260H107ZM114 259H116V260H114ZM126 259H128V261H126ZM146 259V260H145ZM167 259V260H166ZM170 259V260H169ZM30 260H32L31 261V263L32 262H36V261H38V260H40V259H38V260H36V258L34 257V258H31ZM30 260H29V262H30ZM34 260H36V261H34ZM46 260L48 261V262H46ZM63 260H65V261H63ZM70 260L72 261V262H70ZM93 260V261H92ZM107 262H106V261ZM166 260V261H165ZM186 260V261H187ZM215 260H216V262H215ZM67 261H69V262H67ZM82 261H84V262H82ZM98 261V262H97ZM108 261H109V263H108ZM171 261V262H170ZM219 261V262H218ZM28 262V263H29ZM41 262V261H40ZM55 262V263H54ZM67 262V263H66ZM111 262V263H110ZM136 262V263H135ZM142 262V264H144ZM218 262V263H217ZM31 263H29V264H31ZM33 264H35V263H33ZM131 264V263H130ZM141 264V263H140ZM210 264V263H209Z\"/></svg>",
    "mask_w": 264,
    "mask_h": 264
}]
</instances>
